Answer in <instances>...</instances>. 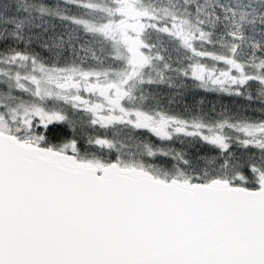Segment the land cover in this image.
I'll return each instance as SVG.
<instances>
[{
    "label": "snow or ice",
    "instance_id": "1",
    "mask_svg": "<svg viewBox=\"0 0 264 264\" xmlns=\"http://www.w3.org/2000/svg\"><path fill=\"white\" fill-rule=\"evenodd\" d=\"M0 264H264V0H0Z\"/></svg>",
    "mask_w": 264,
    "mask_h": 264
},
{
    "label": "flooded vegetation",
    "instance_id": "2",
    "mask_svg": "<svg viewBox=\"0 0 264 264\" xmlns=\"http://www.w3.org/2000/svg\"><path fill=\"white\" fill-rule=\"evenodd\" d=\"M201 98H204V99H206L207 101H209L211 103H215V102H218V100L220 98V94L202 93L201 96H197L196 97L197 100H200ZM223 99H224V102L227 104L229 98L223 97ZM208 106H210V104ZM205 110L207 111V107L205 108Z\"/></svg>",
    "mask_w": 264,
    "mask_h": 264
},
{
    "label": "trees",
    "instance_id": "3",
    "mask_svg": "<svg viewBox=\"0 0 264 264\" xmlns=\"http://www.w3.org/2000/svg\"><path fill=\"white\" fill-rule=\"evenodd\" d=\"M217 104V109L219 110V105H218V102H215Z\"/></svg>",
    "mask_w": 264,
    "mask_h": 264
}]
</instances>
